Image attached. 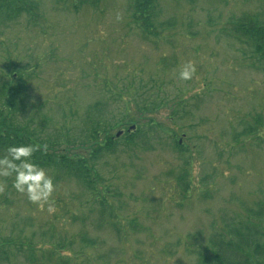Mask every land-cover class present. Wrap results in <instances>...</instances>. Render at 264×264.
<instances>
[{"label": "rangeland", "instance_id": "obj_1", "mask_svg": "<svg viewBox=\"0 0 264 264\" xmlns=\"http://www.w3.org/2000/svg\"><path fill=\"white\" fill-rule=\"evenodd\" d=\"M30 1L35 14L0 25V112L19 87L14 126L44 154L89 159L93 188L46 167L49 213L0 177V264H196L189 236L204 245L264 208V141L247 133L264 122V65L226 33L264 0H153L148 32L136 0Z\"/></svg>", "mask_w": 264, "mask_h": 264}, {"label": "trees", "instance_id": "obj_2", "mask_svg": "<svg viewBox=\"0 0 264 264\" xmlns=\"http://www.w3.org/2000/svg\"><path fill=\"white\" fill-rule=\"evenodd\" d=\"M190 1L192 2L194 0ZM99 2L100 0H86V3L91 5H97ZM153 2V0H136L133 5L135 6L134 20L138 24L142 22V26H144L143 28L147 32L153 30L151 29L152 26L150 22V10H154ZM78 4H82V2L79 1ZM77 5L74 6L75 11L79 10ZM36 12L37 4L30 0H0V25L9 24V22H13L22 14H29L31 16ZM226 33H228V36L234 37L237 41L239 40L243 45L254 51L264 65V13L260 16H245L244 18L241 17L232 20L226 29ZM14 76L13 74V77ZM1 94L7 96L8 101L4 103V107H8L9 114L5 115L4 110L0 112V154H6V148L10 144L25 143L38 146L33 154L34 162L44 168L53 167L55 170L61 169L68 171V175L82 179L86 187L92 189L91 180L88 182L92 169H90V166L87 164L90 160L86 159L85 161L82 158L74 160L66 157L64 158V156L54 157L50 153L44 154L40 151L39 144H33L30 139H27L26 130L23 132L22 128H16L13 124L12 113L19 110L21 107L19 87L13 89L9 93L4 92ZM130 116L129 114L126 115L127 118ZM104 122L103 119L95 122V126H98L96 129L93 128V137L95 139H98L100 136L98 130L104 126ZM130 124L133 126L132 123ZM126 126L127 124L122 125L123 128ZM111 127H113V130L114 125ZM130 129L131 127L127 129L126 134L124 132L126 135V144L133 143L135 140V135L133 131H129ZM247 133H255V138L259 139L260 142L264 141V122H262L260 118L257 119L256 124L251 126L247 130ZM115 143L114 137L107 138L103 145H98V149L94 150V153H92V160L98 159L97 155L114 153L116 150ZM181 145L182 144L178 142V147L181 148ZM42 149L44 148L42 147L41 150ZM43 151L46 150L44 149ZM187 190H190V188L188 187L186 191ZM259 208V212L254 213L249 211L248 217L251 218L244 225H226L221 232L219 231V233H216L214 238L210 239V241H205L206 243L204 245L198 243L202 238L201 235L189 236L190 238L187 239L189 240L187 241V247L189 252L197 256L198 261L196 264H264V208L262 206H259ZM104 211L105 208L103 209L101 207V212ZM107 226L110 227L111 225L109 224ZM113 229V232H115L119 238L123 237L121 228L118 227L117 224L113 225ZM87 244H89L90 247L96 246L93 243ZM71 246L72 243L68 247Z\"/></svg>", "mask_w": 264, "mask_h": 264}, {"label": "clouds", "instance_id": "obj_3", "mask_svg": "<svg viewBox=\"0 0 264 264\" xmlns=\"http://www.w3.org/2000/svg\"><path fill=\"white\" fill-rule=\"evenodd\" d=\"M195 71L194 63L188 61L180 66L179 79L190 80ZM37 148L32 144H10L6 154L0 155V177H11L12 187L17 192L25 194L39 207L47 205L49 213H53L56 211L53 199L56 186L49 171L34 162L33 154Z\"/></svg>", "mask_w": 264, "mask_h": 264}, {"label": "water", "instance_id": "obj_4", "mask_svg": "<svg viewBox=\"0 0 264 264\" xmlns=\"http://www.w3.org/2000/svg\"><path fill=\"white\" fill-rule=\"evenodd\" d=\"M135 129V127H132V130ZM122 135V132L118 133V137H120Z\"/></svg>", "mask_w": 264, "mask_h": 264}]
</instances>
